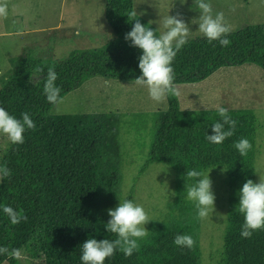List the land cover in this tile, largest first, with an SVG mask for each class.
Here are the masks:
<instances>
[{
	"label": "trees",
	"instance_id": "1",
	"mask_svg": "<svg viewBox=\"0 0 264 264\" xmlns=\"http://www.w3.org/2000/svg\"><path fill=\"white\" fill-rule=\"evenodd\" d=\"M134 0H106L105 17L115 36L101 47L73 50L64 59H39L26 52L12 59L13 67L0 88V107L22 119L27 112L35 130L27 129L23 144H11L0 166L11 171L0 181V247L20 249L38 241L45 264H83L81 244L89 238L114 240L105 224L111 219L108 209L120 200L121 153L119 131L123 121L119 112L51 114L56 105L47 102L43 92L48 69L58 75L60 100L87 80L130 81L142 75L138 64L142 51L130 46L125 34L132 24L126 14ZM144 25L149 21L140 15ZM153 29H157L153 24ZM159 35V30L157 32ZM228 46L205 37L188 39L177 54L174 83L199 82L219 68L256 64L264 69V24H249L232 30ZM40 67L43 71L37 72ZM168 108L153 113L154 138L143 169L155 162L165 163L176 172L177 213L154 221L140 248L131 257L119 250L105 264H200V219L195 203L187 199L186 172L211 167L226 168L231 193L226 228L227 264H264V230L251 238L241 235L244 217L236 208L239 189L254 178L255 114L248 108H227L236 120L234 135L222 144H212L207 135L220 120L216 109L183 110L179 97L168 96ZM227 128V126H226ZM246 138L252 144L241 156L234 143ZM127 200H132L129 196ZM8 205L27 216L12 225L3 213ZM177 235H190L192 249L178 247ZM21 264L20 260L0 255V264Z\"/></svg>",
	"mask_w": 264,
	"mask_h": 264
},
{
	"label": "rangeland",
	"instance_id": "2",
	"mask_svg": "<svg viewBox=\"0 0 264 264\" xmlns=\"http://www.w3.org/2000/svg\"><path fill=\"white\" fill-rule=\"evenodd\" d=\"M214 12L222 11L232 30L249 24H264V0H208ZM9 14L0 19V88L13 67L12 59L26 52L39 59L60 60L73 50L101 47L114 38L115 33L105 17L106 0H8ZM193 0H134L138 15L148 21L178 13L188 23L189 39L204 37L198 24L199 17L192 9ZM162 30V28L160 29ZM159 30V31H160ZM120 81L93 77L79 88L66 94L51 110V114L119 112L122 123L119 131L121 172L120 201L129 196L141 205L149 219V230L154 221L164 220L177 213L176 172L161 162L145 166L154 138L153 113L168 108L163 102L150 99L145 88ZM183 110L248 108L255 114L254 182L259 173L264 175V69L256 64L224 66L199 82L177 85ZM261 101V102H260ZM11 142L0 136V160ZM211 171V172H210ZM212 191L216 196L215 211L200 220V264L226 263V228L230 208L231 186L222 167H211ZM1 181V179H0ZM118 202V204H119ZM117 204V206H118ZM21 264H45L40 243L33 241L22 249ZM3 264H10L4 262Z\"/></svg>",
	"mask_w": 264,
	"mask_h": 264
},
{
	"label": "clouds",
	"instance_id": "3",
	"mask_svg": "<svg viewBox=\"0 0 264 264\" xmlns=\"http://www.w3.org/2000/svg\"><path fill=\"white\" fill-rule=\"evenodd\" d=\"M186 4L187 0H181ZM199 12V17L192 20V24H198V32L209 43L218 41L221 46H228L231 42L227 36L232 28L225 19L222 11L214 12L208 0H193L192 9ZM9 14L8 0H0V19H6ZM140 15H143L140 14ZM126 16L132 29L125 34V40L130 41V46L139 48L142 55L139 57L138 67L142 73L132 82L133 85L145 88L150 99L155 102H163L168 96L180 95L178 86L174 83L175 75L173 64L177 54L188 43L190 27L178 13L176 16L167 15L158 21L159 27L153 29L151 25L156 21H149L144 25L137 19L138 12L130 10ZM162 28V30H160ZM159 31V35L157 32ZM37 72L43 71L37 67ZM57 73L48 69L43 88L47 102L57 104L60 101L61 89L56 85ZM220 120L215 122L211 129L213 134L207 135L212 144H222L227 138L234 135L236 120L230 114L229 109L218 107ZM22 119L11 115L4 107H0V136L6 137L12 144H23L24 133L27 129L35 130L36 125L27 112L21 114ZM227 126V128H226ZM234 147L241 156H247L252 144L246 138L234 143ZM224 170L227 169L224 167ZM211 172V171H210ZM210 172L188 170L185 174L192 184L186 182L187 199L195 203L197 218L206 219L210 212L215 211L216 196L212 191ZM11 171L6 166H0V179L10 177ZM239 204L236 211L243 215L244 223L241 235L251 238L254 232L264 230V175L259 173V182L247 179L239 189ZM3 213L9 218L12 225H17L27 216L22 210H16L11 206H2ZM111 217L105 224L108 233L115 235L116 239L97 240L89 238L82 243L81 261L83 264H105V261L113 257L117 250L126 257H131L140 248L139 241L143 240L148 230L145 225L151 221L145 209L132 200L120 201L114 209H108ZM173 243L178 247L192 249L195 241L190 235H177ZM0 255L17 260L23 259L20 249L0 247Z\"/></svg>",
	"mask_w": 264,
	"mask_h": 264
},
{
	"label": "crops",
	"instance_id": "4",
	"mask_svg": "<svg viewBox=\"0 0 264 264\" xmlns=\"http://www.w3.org/2000/svg\"><path fill=\"white\" fill-rule=\"evenodd\" d=\"M109 25H110V24H109ZM177 85H178V84H177ZM260 102H261V101H260ZM262 104H264V103H262V102H261V103H259V105H258V106H261Z\"/></svg>",
	"mask_w": 264,
	"mask_h": 264
}]
</instances>
